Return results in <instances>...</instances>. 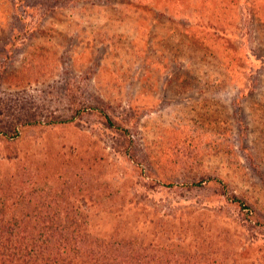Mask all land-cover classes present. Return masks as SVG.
I'll return each mask as SVG.
<instances>
[{
	"label": "rangeland",
	"instance_id": "374dc122",
	"mask_svg": "<svg viewBox=\"0 0 264 264\" xmlns=\"http://www.w3.org/2000/svg\"><path fill=\"white\" fill-rule=\"evenodd\" d=\"M0 102L68 122L0 139V169L140 263L264 264V0H0Z\"/></svg>",
	"mask_w": 264,
	"mask_h": 264
},
{
	"label": "trees",
	"instance_id": "16d2710c",
	"mask_svg": "<svg viewBox=\"0 0 264 264\" xmlns=\"http://www.w3.org/2000/svg\"><path fill=\"white\" fill-rule=\"evenodd\" d=\"M8 112L0 102V115ZM34 120H0V139L15 141L26 127L68 123ZM46 183L29 169L10 171L8 164L1 165L0 264H142L130 242L93 232L83 206L61 200L62 190L53 191L59 194L53 198Z\"/></svg>",
	"mask_w": 264,
	"mask_h": 264
}]
</instances>
